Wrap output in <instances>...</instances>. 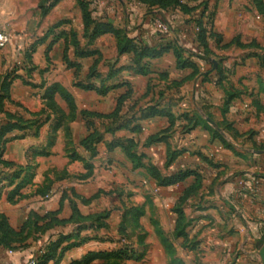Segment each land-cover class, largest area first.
I'll use <instances>...</instances> for the list:
<instances>
[{"label": "crops", "instance_id": "0c3cea01", "mask_svg": "<svg viewBox=\"0 0 264 264\" xmlns=\"http://www.w3.org/2000/svg\"><path fill=\"white\" fill-rule=\"evenodd\" d=\"M41 1L0 0V30L11 35L0 49V85L9 75L8 96L0 91L6 96L0 125L19 118L26 121L4 137L1 159L11 165L0 162V215L17 231L31 215L34 220L20 240L26 246L1 248L0 264L26 263L62 237L67 239L46 264H73L90 252L117 250L125 245L119 234L129 219L125 213L141 211L151 216V209L171 239L182 214L186 236L174 243L185 264H264L260 256L264 244V51L240 45L253 40L264 45V25L254 1L209 0L203 19L211 18L212 30L222 43L208 35L210 60H206L197 55L203 54V48L188 44L196 43L194 19L199 11H166L139 0H89L93 19L111 22L141 48L144 44L185 48L195 64L185 68L178 67L172 48L158 57H137L133 51L119 52L113 33L88 41L79 0H59L45 15ZM164 23L170 25L166 32L160 26ZM71 31L78 34V46L62 36ZM77 47L92 54L79 56ZM93 66L94 74L89 76ZM54 83L72 95L75 119L61 121L59 113L50 111L37 114L46 107L45 93ZM78 83L110 90L101 95ZM121 97L115 118L81 114L82 110L111 114ZM55 100L69 113L59 93ZM87 122H93L102 134L95 156L81 145L93 130ZM128 138L136 140L143 163L155 165L162 175L186 170L197 175L160 184L144 168L133 167L120 145ZM144 181L152 189L157 210L143 191ZM127 183H132L133 191ZM13 191L17 193L11 200ZM74 208L84 216L102 212L109 216L100 223L71 219ZM35 215L46 218L39 220ZM133 223L138 230L145 227L152 242L158 241L144 217L134 216ZM140 241L132 242L133 246Z\"/></svg>", "mask_w": 264, "mask_h": 264}, {"label": "trees", "instance_id": "16d2710c", "mask_svg": "<svg viewBox=\"0 0 264 264\" xmlns=\"http://www.w3.org/2000/svg\"><path fill=\"white\" fill-rule=\"evenodd\" d=\"M59 0H42L40 3V8L42 9V15H45L49 12V10L58 2ZM140 2L149 5L151 8L154 6H158V8L162 10H168L169 8H178L185 14H193L195 12H200V15L194 19L196 27H197V35H196V42L199 44L200 48H203V54L197 53L198 56L210 60V50L208 48V35H212L213 37H216L217 39L221 40V36L212 30V24L213 22L210 20L204 21L203 17L205 15V12L209 9V0H139ZM254 4L256 5V8L264 15V0H253ZM44 2V3H43ZM43 4H47V8H43ZM79 5L81 6L84 22H85V37L88 41H93L97 36L103 34V33H113L116 35L118 40V48L119 52H130L133 51L137 57H141L144 55H147L149 57H158L163 55L166 51H168L170 48L173 49L175 57L177 59V65L179 68H185V67H195V64L191 61L189 56L185 54L186 49L178 44L174 45H160L157 48H151L147 44L138 46L137 44H133L132 40L129 39L127 36L123 35V31L121 29H117L111 22L108 21H97L92 18L91 12L89 11L90 8V2L89 0H79ZM65 36L67 41L71 42L75 46L79 45V39L78 34L76 31H71L69 33H63L62 36ZM240 43V42H239ZM240 45L247 47L246 44L240 43ZM142 49V52H139V49ZM76 54L79 56H88L91 55L92 52L86 49H78L76 50ZM65 59H67V55L65 54ZM70 65V62H69ZM95 67L91 69V72L89 76H92L94 74ZM142 72H145V69H141ZM9 75L6 76V80L4 83L0 85V91H3L6 96L9 90V81H8ZM79 87L83 89H92L95 90L97 93L101 95H105L110 90V87L107 86H94L93 84H84V83H78ZM59 93L60 96L66 101L69 113H66L63 109L59 107L55 100V94ZM5 95L0 94V105H3V98L6 97ZM124 98H119L117 103V108L114 112L111 114H101L97 112H91L88 110H82V114L85 115L84 117H93V118H100V119H106V118H115L118 115V112L121 109L122 101ZM45 105L46 107L43 108L38 115L45 112H56L61 115V121L64 120H73L75 119L77 115V106L75 104V101L72 97V95L59 83H54L49 88H47L45 93ZM36 114V113H35ZM25 122L23 119L19 118L17 121H8L7 123H4L0 125V162L5 165H11L10 162L4 161L1 159L2 152H3V142L5 143V135L15 129V128H21L25 126ZM88 123V122H87ZM88 127L91 130V132L88 133L86 137L83 138L81 141V145L85 147L90 152L91 156L97 155V148L96 143L101 141L102 134L96 129L93 122L88 123ZM135 130L139 131V127H135ZM127 156L131 159L134 167H145L146 171L157 181L162 185H171L178 182L183 181L185 178H187L190 175H197L195 171L192 170H186V171H180L172 176H164L161 174L159 169L153 165L148 164L145 166L143 164V156L139 155L136 152L137 148V142L134 138H128L125 142L120 144ZM75 157L80 158V155L76 153L74 155ZM2 188L3 185L0 181V198L2 195ZM17 192L13 191L11 192L9 198L13 200L14 194ZM142 212L133 213L134 216L139 218L140 214ZM109 216V212H102L95 215H89L84 216L82 215L78 209H73V215L71 219L78 218L82 220H89L93 219L97 222H101L102 219ZM37 219H44L46 217H41L38 215H35ZM183 221L184 218L181 214L177 226L175 229V236L181 237L186 236L184 230H183ZM34 220L32 219V215L28 218V220L24 223L23 227L20 230L13 229L8 219L5 215H0V249L3 247H7L10 249H13L15 247H25L26 244L22 243L21 237L23 236L24 232L29 228L31 229L33 226ZM103 224H100L99 226H102ZM124 230L125 228H121ZM162 237L163 243H168L170 241L169 237L164 234L162 230L159 231ZM63 239H67L66 237H62L60 240L56 242H51L47 248V251L42 253L39 257V261L37 264H46L50 259L54 258L57 253V249L60 247L61 241ZM14 242H19L18 246L14 245ZM129 247V246H127ZM65 249V247L62 248V252ZM136 255L134 249H129L126 247L119 248L117 250H111V251H100V252H90L88 253L85 258H83L80 261H75L73 264H124L123 262L126 259H129L131 257H134ZM97 261V262H96ZM180 264H185L184 261H181Z\"/></svg>", "mask_w": 264, "mask_h": 264}, {"label": "rangeland", "instance_id": "374dc122", "mask_svg": "<svg viewBox=\"0 0 264 264\" xmlns=\"http://www.w3.org/2000/svg\"><path fill=\"white\" fill-rule=\"evenodd\" d=\"M39 7H40V5H39ZM47 7H48L47 4H43V8H47ZM257 11L262 17V19H261L262 21H260V24L264 25V15L258 9H257ZM207 20L212 21L211 18H208ZM169 23H170V21H169ZM2 30H4V29H2ZM210 36H212V35H210ZM214 39L216 40V42L219 45L222 43V39L219 40L216 37H214ZM188 44H190V46H192V47H193V45H196V47H199V44L197 42L191 43L189 41ZM243 44H246L249 47H261L262 50L264 51V45H261V43H258L257 40H253L252 42L243 43ZM262 44H264V43H262ZM208 46H209V43H208ZM3 107L4 106L0 105V109H2ZM84 116L85 115H83V117ZM142 162H143V160H142ZM145 166H147V164H145ZM133 167H134V165H133ZM134 168L135 169H139V168L145 169L144 166L143 167H134ZM147 183H148L147 181H144V183L142 185V188L144 189L143 191L144 192L146 191V193H147L148 200H149L150 204H152L151 208H153L154 207L153 205H155L156 206L155 208L157 210V205H156V202L154 199L155 196L152 192V189L150 187H146L148 185ZM126 185H128L126 187L129 191H133L132 190V183L131 184L127 183ZM115 190L117 191V193L120 191L117 188ZM130 201H132V199H130ZM151 210H152L151 216H149V213L146 214L145 212H142L139 217H141V216L144 217L145 221L148 224H151L153 226L154 232L157 235L156 238H158V241L156 240L155 242H152L150 240V237L148 236V231H147V229H145V227H143L142 230H138L137 227H134V223H133L134 214L133 213H131V212L125 213L126 218L129 217V219L125 220L123 222L125 224V229L124 230L120 229L119 234L124 236V239H125V242H124L125 245L123 247L129 248V249H134L136 255L134 257L126 259L123 263L124 264H180V263H182L181 261H183V260L177 256V247H176V244L174 243V239L176 241L177 237L175 236L174 239L169 238L170 241L168 243H166V244L163 243L161 234L159 233V231L160 230L163 231V229L161 227L160 222L154 218L155 212H156L155 209H151ZM143 231H146L145 235H143V233H142ZM164 234H165V232H164ZM153 236L155 237V235H153ZM140 240L142 241V243H140V245H138V247H134L132 242L137 243ZM159 240H161V244H160ZM127 246H129V247H127ZM123 247H121V248H123Z\"/></svg>", "mask_w": 264, "mask_h": 264}, {"label": "built area", "instance_id": "2783aa9c", "mask_svg": "<svg viewBox=\"0 0 264 264\" xmlns=\"http://www.w3.org/2000/svg\"><path fill=\"white\" fill-rule=\"evenodd\" d=\"M160 26L162 27V29H164L165 32L170 29L169 23H164L161 24ZM10 40H11V35L4 30H0V49L4 48L10 42ZM10 252L12 253L13 251L10 250ZM40 255L41 253H38L36 256L28 259L26 263H22V264H37ZM11 264H18V263H11Z\"/></svg>", "mask_w": 264, "mask_h": 264}, {"label": "water", "instance_id": "95a60500", "mask_svg": "<svg viewBox=\"0 0 264 264\" xmlns=\"http://www.w3.org/2000/svg\"><path fill=\"white\" fill-rule=\"evenodd\" d=\"M213 63H214V68L217 67V61L213 60ZM208 121L211 122L213 124V126L215 128H217L220 132H222L221 128L219 127L218 123L215 122L211 117H207ZM255 152L257 153H262L263 150H255ZM260 256L264 262V244L262 245L261 249H260Z\"/></svg>", "mask_w": 264, "mask_h": 264}]
</instances>
